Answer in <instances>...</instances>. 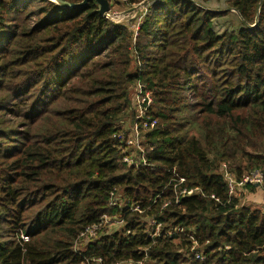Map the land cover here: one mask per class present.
I'll return each instance as SVG.
<instances>
[{
    "label": "trees",
    "instance_id": "16d2710c",
    "mask_svg": "<svg viewBox=\"0 0 264 264\" xmlns=\"http://www.w3.org/2000/svg\"><path fill=\"white\" fill-rule=\"evenodd\" d=\"M150 1L133 39L94 2L0 0V118L22 128L0 127V264H264V211L240 206L223 178V166L264 177V0H228L241 27L222 35L223 14L192 0L123 4ZM138 82L157 108L135 168L117 123ZM111 194L141 214L110 208ZM104 214L123 230L74 251Z\"/></svg>",
    "mask_w": 264,
    "mask_h": 264
},
{
    "label": "rangeland",
    "instance_id": "374dc122",
    "mask_svg": "<svg viewBox=\"0 0 264 264\" xmlns=\"http://www.w3.org/2000/svg\"><path fill=\"white\" fill-rule=\"evenodd\" d=\"M196 5H198L201 8L210 10L215 13H220L223 14L221 17H218L213 20V30L219 34L222 35L225 31H230L234 29H238L241 27L240 25V19L236 12L233 9L228 8V0H192ZM152 3V1L147 2L145 4L137 5V6H127L121 3V5L117 6H112L110 5V19L113 20L114 23L116 24H122L128 27V29L133 32V39H135L138 35V30L140 25L142 24L144 18L147 15L148 12V7ZM154 4V3H153ZM120 18V19H119ZM116 21V22H115ZM118 22V23H117ZM4 74H0V79L3 78ZM140 86H144L141 82L135 83L132 86L129 87V106L130 108L124 112L123 117L121 120L117 123V128L119 129V135L125 137L124 140H131L132 137L135 136L136 133V126L139 127L138 125V118L142 117L146 112L149 114V112L156 111L157 104L156 101L154 100V97L152 95L151 91H148L146 88L145 90L149 92L148 98H146V95L140 90ZM177 95H183L184 92H177ZM188 98V101H191L190 96H186ZM184 115H188L186 110L183 111ZM18 121H21V119H15L12 118L11 116H6V113L2 115L0 118V127H5L4 130L7 129H14V130H22L19 126L16 125ZM118 135V136H119ZM2 142L4 143V146L7 142V140L1 139ZM142 143L145 144V140H141ZM120 143V141H119ZM13 145H17L15 143H12ZM8 147L10 144H6ZM144 148V146H143ZM5 149V147L3 148ZM118 149H121V155L127 154L129 157L137 158V153L132 150L130 146H127L126 148H121L118 146ZM146 164V163H145ZM136 168V167H135ZM119 197H123L122 194L119 195ZM235 197L239 201V205L243 207H247L251 210H262L264 211V191L261 188H257L254 190L250 189H242L239 190L238 193H236ZM119 204L116 206L119 207H124L126 205L127 201L125 198L123 200L118 201ZM133 203L130 205V207H133ZM119 209H117L118 211ZM107 216V221L108 223L111 224L112 226H105L103 230L99 232V237L102 235H107V234H112V233H117L118 231L123 230V226H119V222L117 218H120L119 215L114 214V215H108ZM110 219V220H109ZM115 223L114 225L112 224ZM116 227L119 228L117 232L115 230H112L111 228ZM149 228L148 231L151 232L152 226L149 225V222L147 224V229ZM158 233V232H154ZM93 234V232H91ZM126 235L128 232L125 233ZM95 236V235H94ZM93 236V237H94ZM92 238H87L81 245H78L76 248L82 249L86 243L91 241ZM26 241V240H24ZM147 264V263H145ZM151 264V263H148Z\"/></svg>",
    "mask_w": 264,
    "mask_h": 264
},
{
    "label": "built area",
    "instance_id": "2783aa9c",
    "mask_svg": "<svg viewBox=\"0 0 264 264\" xmlns=\"http://www.w3.org/2000/svg\"><path fill=\"white\" fill-rule=\"evenodd\" d=\"M126 0H109L110 5H112L113 3H125ZM111 11V10H110ZM109 15H111V12H109ZM120 19V18H119ZM111 21H113L112 19H110ZM116 22V21H115ZM118 23V22H117ZM140 90L146 95V98H148V94L149 92L145 90L144 86H140ZM138 125L139 127H135L136 128V133L135 136L132 137L131 140H124L125 137L119 135L118 138L120 139V143H122V146L120 145V147L122 148H126L127 146H130L132 148V150L134 152L137 153V158H133V157H129L127 154L122 156V163L128 165V166H132V167H145L147 166V159L145 158V152L146 150H152V149H148L147 145L142 143V139L145 140V135L150 132L156 125L155 121H151L149 118V114L146 112V114H144L142 117L138 118ZM144 146V148H143ZM121 151V149H119ZM146 163V164H145ZM223 178L227 184V188H228V193L229 195H233L235 197L236 193H238L239 190L245 189L244 187L246 185H251L257 188H261L264 191V177L263 174L259 171H255L249 175L243 176L239 181H237L233 175L229 174L227 172V169L225 166H223ZM183 179L179 180V183H182ZM193 193V190H189V191H181L177 197H176V201L178 202V199L181 197H186L188 195H191ZM121 200H123L121 197H119V195H113L111 194L110 196V200H109V207L112 209H119L118 211L122 212L125 211L126 209L128 210V212H139L141 214V211L139 210V208L136 205H133V207H130V203L129 201H127L126 205H124V207H119L116 206L118 203V201L121 202ZM166 204L163 206L165 207ZM106 214H104L101 217V221L95 225L92 226L90 228H87L84 232H82L78 239L77 242L74 244L73 249L76 252L81 251L82 249H77L76 247L78 245H81L88 237L92 238V240L96 239L99 237V232L101 230H103V228L105 226H112L111 224H109L106 219H107ZM110 220V219H109ZM117 220L119 222H115V223H119V226H123L124 222L122 219L117 218ZM115 223L112 222V224L114 225ZM150 226H152V228H154V231L149 232L148 237H153L155 235H158L159 230L161 228L160 224H157L156 222L152 221L150 222ZM151 228V229H152ZM112 230H115L116 232L118 230H120L119 228L113 227L111 228ZM173 233H182V231L177 227H175L174 229H172ZM91 232H93V234H91ZM119 232V231H118ZM154 232H158V233H154ZM171 233V231L169 232V234ZM95 235V236H94ZM94 236V237H93ZM20 238L24 241V240H28V237L23 235L22 233H20ZM191 241L193 242V239L191 238ZM87 244V243H86ZM197 245L195 244V242H193L191 251L195 252L194 254V259L195 260H201L202 259V254L199 253L196 250ZM96 263H100L101 260H95ZM82 264H88L87 260L84 261V263ZM119 264H145L144 261L138 262V263H134V262H123V263H119Z\"/></svg>",
    "mask_w": 264,
    "mask_h": 264
},
{
    "label": "water",
    "instance_id": "95a60500",
    "mask_svg": "<svg viewBox=\"0 0 264 264\" xmlns=\"http://www.w3.org/2000/svg\"><path fill=\"white\" fill-rule=\"evenodd\" d=\"M51 2L52 4L64 8V9H82L84 8L88 2H94L97 5V14H99L102 17H105L107 19H110V3L109 0H83L81 3L78 4H69L66 2H63L61 0H47Z\"/></svg>",
    "mask_w": 264,
    "mask_h": 264
},
{
    "label": "crops",
    "instance_id": "0c3cea01",
    "mask_svg": "<svg viewBox=\"0 0 264 264\" xmlns=\"http://www.w3.org/2000/svg\"><path fill=\"white\" fill-rule=\"evenodd\" d=\"M256 188V187H255Z\"/></svg>",
    "mask_w": 264,
    "mask_h": 264
}]
</instances>
